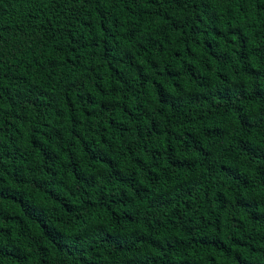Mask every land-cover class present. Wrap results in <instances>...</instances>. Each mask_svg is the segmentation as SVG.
Listing matches in <instances>:
<instances>
[{
	"label": "trees",
	"instance_id": "obj_1",
	"mask_svg": "<svg viewBox=\"0 0 264 264\" xmlns=\"http://www.w3.org/2000/svg\"><path fill=\"white\" fill-rule=\"evenodd\" d=\"M0 264H264V0H0Z\"/></svg>",
	"mask_w": 264,
	"mask_h": 264
}]
</instances>
